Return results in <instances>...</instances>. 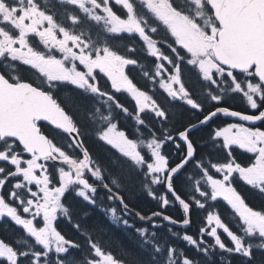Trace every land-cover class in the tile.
Returning <instances> with one entry per match:
<instances>
[{
    "label": "snow or ice",
    "instance_id": "6c2138e0",
    "mask_svg": "<svg viewBox=\"0 0 264 264\" xmlns=\"http://www.w3.org/2000/svg\"><path fill=\"white\" fill-rule=\"evenodd\" d=\"M228 97L251 113L225 106ZM177 111L187 117L179 128ZM122 119L134 122L131 138ZM242 185L264 197V0H0V225L23 233L0 237V264H214L217 250L264 264L255 255L264 208L246 202ZM129 186L160 209L178 205L183 218L142 214L125 199ZM101 189L112 202L103 211L138 234L146 258L103 247L92 235L99 224L74 223L80 240L59 230L80 203L96 206ZM220 208L234 213L235 230ZM193 210L207 221L195 236L168 231L203 262L156 231L162 222L187 229Z\"/></svg>",
    "mask_w": 264,
    "mask_h": 264
},
{
    "label": "trees",
    "instance_id": "16d2710c",
    "mask_svg": "<svg viewBox=\"0 0 264 264\" xmlns=\"http://www.w3.org/2000/svg\"><path fill=\"white\" fill-rule=\"evenodd\" d=\"M142 47V43H141ZM146 56V53L143 55ZM152 58L147 57V66L149 69H151ZM162 93V92H160ZM159 93V94H160ZM156 95V96H159ZM187 123V117L186 115H182L180 111H177L176 113V119H175V128L182 127L183 124ZM128 133L131 132L130 127L125 128ZM208 129H204L203 131L199 132L195 139L199 140L202 136H207ZM129 135V134H128ZM133 134L129 135L130 138ZM89 148L92 150L91 145L88 141H86ZM183 147V145L181 146ZM199 150V149H198ZM164 151L172 154L174 158L178 159L177 150L172 145H165ZM92 153L94 156L102 163H106V159L102 156L101 152L97 155L92 150ZM236 155L239 157L240 160H245L246 156L245 154H242V151L237 150ZM215 155L212 156V159L215 160ZM243 194L247 197V201L251 206L255 208H264V197H261L259 195H256L254 192L247 191L246 186H241L240 189ZM179 191L181 195H190L191 190L187 185H182L179 188ZM100 193V199H98L97 205L91 207L87 204V202H82L79 204V206L76 208L75 213L73 215V222L69 223L67 220L66 223L62 224V234L66 236V238H71L73 240H80V237L76 231V229L73 227L74 223H81L82 225H86L88 228H92L93 226L99 224L102 227V231L99 229L92 233L93 239H98L100 244L105 247L108 250H111L113 254H115L117 257H121L125 260H130L134 256H141L143 258H146V256L141 252L140 246H139V237L138 234L135 233L132 229H125L124 225L121 223L119 225L113 223L112 219H110L109 215L105 214L103 209L109 207L112 202L108 201L106 199L104 191H99ZM123 194L125 195L126 201L130 204V206H133L137 209V211H140L142 214L147 215L151 213L152 211L157 210H163L166 211V213L173 218L177 220H181L183 218V214L179 208L178 205L176 206H170L167 209H160L157 205L156 201H154L151 197H149L145 192L138 191L135 188L127 187ZM171 199V197H169ZM79 200L80 198H75ZM220 212L222 219H225L230 227H233V230H235V223L233 221V216H229L228 209L226 208H220L218 209ZM204 210H193L191 214V220L192 225L191 228L188 230L184 229H176L170 226L167 222H162L163 226L156 229L159 236L163 239H167L169 243L176 246L177 248H183L185 250L186 255L197 259L201 262H203L204 258L197 253L194 249L187 246L186 242H184L179 237H173L170 232L168 231L169 228L172 229V231L180 232L181 235L184 234V232H187L188 234L196 235L198 232V228L202 225H206V219L203 217ZM238 220V218H236ZM132 221L130 220V223ZM148 226L147 224H141L138 222V219L136 220V227L140 226ZM0 237L6 238L11 240L15 235L17 234V230L14 229V226H12L10 223H8L7 229L4 228L3 225H0ZM10 227V228H9ZM12 230V231H11ZM17 236V235H16ZM209 239V242L211 243V238ZM228 243V241H225ZM123 253H128L127 256H124ZM223 255L225 259L223 261L220 260V256ZM257 259H260L261 257H264V253L257 251L255 253ZM214 264H228V261H232V264H237L238 257L229 256L227 253H221L219 250L216 251V253L212 257Z\"/></svg>",
    "mask_w": 264,
    "mask_h": 264
},
{
    "label": "flooded vegetation",
    "instance_id": "af4514ba",
    "mask_svg": "<svg viewBox=\"0 0 264 264\" xmlns=\"http://www.w3.org/2000/svg\"><path fill=\"white\" fill-rule=\"evenodd\" d=\"M114 10L115 11H117L118 13H119V6H117V7H115L114 8ZM141 41H139L138 39H137V44H136V47L138 48V50L141 48ZM137 56L138 57H140L141 59H143V56L141 55V52L140 51H138L137 52ZM151 58V57H150ZM153 59V58H152ZM131 67L132 66H130V68L128 69V71H131ZM139 69H136V71H134V72H131V74H132V76H133V78H134V82H137L138 83V86H140V87H142V88H144V89H147V84H146V82H145V80L139 75ZM19 74L21 75V76H24V75H30V74H28V73H25L24 71H20L19 72ZM109 84H110V82H109ZM159 91V93L160 92H163V90L162 89H159L158 90ZM157 91V92H158ZM159 93H156V95H158ZM150 94H152V93H150ZM161 100H162V97L160 98ZM134 103V102H133ZM226 106H229V105H226ZM129 107H130V105H129ZM230 108H233V109H236V110H240V111H246V112H248V113H251V111L252 110H250V109H248L247 108V106H246V101H244V100H239L238 102H236V105L235 106H229ZM231 123V122H230ZM237 123H240V122H237ZM119 127L122 129V130H125L126 131V129L125 128H128V127H130V130H131V132L130 133H128L127 131H126V133L127 134H129V135H131V134H133V132H134V122L132 121V120H121L120 122H119ZM87 141L89 142V144L91 145V148H92V150H93V152L95 153V155H97L98 154V152L100 153L101 152V154H102V156L105 158L106 157V152H105V148L104 147H102L100 144H98V143H96V141H95V138L94 137H90V138H88L87 139ZM183 145V144H182ZM181 145V146H182ZM89 147V146H88ZM91 150V151H92ZM240 151H242V150H240ZM99 155V154H98ZM98 191H103L102 189L101 190H98ZM71 202V201H70ZM91 207H93L92 205H90ZM67 221L66 220H64L62 223H60V229L59 230H61V228H62V224L63 223H66ZM12 226H14V229L15 230H17V236L15 235V237H18V236H22L23 235V233H22V230L21 229H19V227L18 226H16V225H14L13 223H11V222H9ZM0 229H1V227H0ZM62 231V230H61Z\"/></svg>",
    "mask_w": 264,
    "mask_h": 264
},
{
    "label": "water",
    "instance_id": "95a60500",
    "mask_svg": "<svg viewBox=\"0 0 264 264\" xmlns=\"http://www.w3.org/2000/svg\"><path fill=\"white\" fill-rule=\"evenodd\" d=\"M230 118V117H229ZM230 119H232V120H237L236 118H230ZM238 121V120H237ZM241 122H243V121H241ZM244 123H246V122H244ZM190 215V214H189ZM140 223H143V224H145V222H143V221H139ZM172 227H174V228H182V227H179L178 225H171Z\"/></svg>",
    "mask_w": 264,
    "mask_h": 264
},
{
    "label": "rangeland",
    "instance_id": "374dc122",
    "mask_svg": "<svg viewBox=\"0 0 264 264\" xmlns=\"http://www.w3.org/2000/svg\"><path fill=\"white\" fill-rule=\"evenodd\" d=\"M158 93V92H157ZM206 223H207V221H206Z\"/></svg>",
    "mask_w": 264,
    "mask_h": 264
},
{
    "label": "bare ground",
    "instance_id": "6f19581e",
    "mask_svg": "<svg viewBox=\"0 0 264 264\" xmlns=\"http://www.w3.org/2000/svg\"><path fill=\"white\" fill-rule=\"evenodd\" d=\"M10 228V227H9ZM12 231V230H11Z\"/></svg>",
    "mask_w": 264,
    "mask_h": 264
}]
</instances>
